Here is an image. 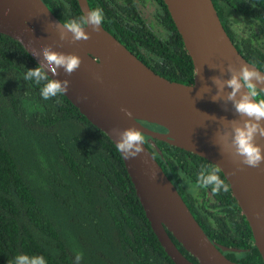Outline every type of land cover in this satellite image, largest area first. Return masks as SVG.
I'll return each mask as SVG.
<instances>
[{
	"label": "trees",
	"instance_id": "1",
	"mask_svg": "<svg viewBox=\"0 0 264 264\" xmlns=\"http://www.w3.org/2000/svg\"><path fill=\"white\" fill-rule=\"evenodd\" d=\"M42 1L62 22L83 15L76 0ZM211 1L237 50L264 70V0ZM156 2L157 26L141 18L130 23L108 10L109 25H102L155 72L188 82L190 57L164 2ZM233 13L245 24L255 20V42L248 32H234ZM37 64L17 40L0 32V264H11L21 253L42 255L47 264H175L150 227L112 140L64 94L45 100L42 84L23 79ZM152 139L145 135L146 147L208 238L237 247L222 252L239 264H264L229 187L214 194L197 186L200 168L215 164Z\"/></svg>",
	"mask_w": 264,
	"mask_h": 264
},
{
	"label": "water",
	"instance_id": "2",
	"mask_svg": "<svg viewBox=\"0 0 264 264\" xmlns=\"http://www.w3.org/2000/svg\"><path fill=\"white\" fill-rule=\"evenodd\" d=\"M76 1L82 14L90 10L86 0ZM162 1L191 60L188 82L155 72L102 25L96 32L85 28L90 33L87 41L70 42L71 33L61 41L60 20L42 0H0V32L17 40L37 63L43 62V56L33 50L40 53L45 45L79 55V69L70 76L60 69L56 78L69 80L64 95L112 142L116 139L114 128L135 126L150 143H154L152 138L161 139L218 165L264 263V164L237 168L227 153H221L216 144L219 134L229 132L227 122L239 117L226 100L231 89L224 88L217 100H212L218 93L212 78L227 79L229 64L239 68L240 63H248L262 74L264 70L237 50L211 0ZM122 107L130 110L132 117L126 116ZM140 120L163 129H153ZM257 142L264 144V138ZM143 147L135 158L120 156L150 227L171 260L175 264H239L222 252L238 248L208 238L152 153L145 144ZM167 231L196 261L182 254Z\"/></svg>",
	"mask_w": 264,
	"mask_h": 264
},
{
	"label": "clouds",
	"instance_id": "3",
	"mask_svg": "<svg viewBox=\"0 0 264 264\" xmlns=\"http://www.w3.org/2000/svg\"><path fill=\"white\" fill-rule=\"evenodd\" d=\"M103 21V9L96 7L88 10L77 19L63 23L60 21L59 38L61 41L66 40L71 33L70 42L87 41L90 39V33L85 31V28L90 27L93 32L99 31ZM33 54H42L43 62L38 63L35 68L27 69L23 79L42 84L40 95L45 100L65 94L68 91L69 80L56 78L60 75L59 70L63 69L64 73L70 76L81 66V57L76 53L53 50L50 45H45L40 53L33 50ZM227 71L229 74L227 79L212 78L218 89L212 100L216 101L224 88L231 89L226 94V100L232 103L239 119L227 122L230 131L220 133L219 142L216 144L219 145L222 154L227 153L231 157L237 168L242 166L259 168L264 164V144L257 142L259 138H264V95H261L264 94V74L248 63H240L239 68L229 64ZM197 74L196 71L195 75ZM96 78L100 79L99 76ZM121 111L132 117L131 111L127 108L122 107ZM212 117L216 119L214 115ZM112 132L116 137L113 141L115 148L125 159L135 158L144 151L145 135L139 128L135 126H128L123 130L114 128ZM220 172L221 168L218 165L202 166L197 174V186L210 187L214 194L221 190L227 192L229 185L221 179ZM151 178H156L155 173ZM81 259L82 255L78 254L76 261L79 262ZM11 264H47V261L42 255L29 256L21 253Z\"/></svg>",
	"mask_w": 264,
	"mask_h": 264
},
{
	"label": "flooded vegetation",
	"instance_id": "4",
	"mask_svg": "<svg viewBox=\"0 0 264 264\" xmlns=\"http://www.w3.org/2000/svg\"><path fill=\"white\" fill-rule=\"evenodd\" d=\"M86 1L90 10L96 7H100L101 9H103L104 22L106 21L108 25L109 22L107 16H109L110 14L106 16V10H108L114 17L124 18L126 19L127 22L130 23H137L139 18H141L142 20H144L145 23L150 25L155 24L157 26V18L159 15L158 11L160 7L159 4L156 2V0H129V2L127 0H86ZM240 16L241 15L239 13L230 14L231 20L229 25L234 29V32L238 35L243 36L246 32H248L250 40L255 42L253 39L255 37L253 30L256 28L255 24L253 23L255 22V20L250 18L248 19L249 22L245 24L242 22ZM107 30L110 31L109 29ZM110 32L113 34L112 31ZM261 40L264 41V39ZM141 122L147 125L148 127L161 130L158 126L151 125L150 123L142 120ZM147 137L148 136L146 135V139ZM225 250L227 249H224V251Z\"/></svg>",
	"mask_w": 264,
	"mask_h": 264
}]
</instances>
